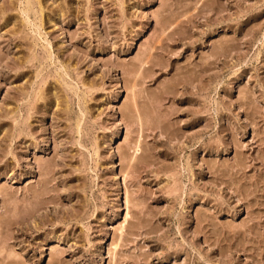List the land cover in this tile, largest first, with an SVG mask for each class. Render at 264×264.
Masks as SVG:
<instances>
[{
	"label": "rangeland",
	"instance_id": "1",
	"mask_svg": "<svg viewBox=\"0 0 264 264\" xmlns=\"http://www.w3.org/2000/svg\"><path fill=\"white\" fill-rule=\"evenodd\" d=\"M0 264H264V0H0Z\"/></svg>",
	"mask_w": 264,
	"mask_h": 264
},
{
	"label": "bare ground",
	"instance_id": "2",
	"mask_svg": "<svg viewBox=\"0 0 264 264\" xmlns=\"http://www.w3.org/2000/svg\"><path fill=\"white\" fill-rule=\"evenodd\" d=\"M127 217V216H126ZM127 220V219H126Z\"/></svg>",
	"mask_w": 264,
	"mask_h": 264
}]
</instances>
